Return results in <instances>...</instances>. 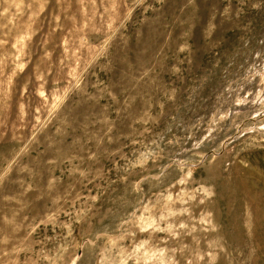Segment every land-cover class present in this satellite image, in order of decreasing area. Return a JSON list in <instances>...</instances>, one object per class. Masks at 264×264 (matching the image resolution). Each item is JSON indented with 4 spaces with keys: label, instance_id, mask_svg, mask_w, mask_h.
I'll use <instances>...</instances> for the list:
<instances>
[{
    "label": "rangeland",
    "instance_id": "obj_1",
    "mask_svg": "<svg viewBox=\"0 0 264 264\" xmlns=\"http://www.w3.org/2000/svg\"><path fill=\"white\" fill-rule=\"evenodd\" d=\"M16 2L18 20L9 23L0 17V242L7 241V247L0 243V264H62L68 251L83 257L85 243L77 241L78 249L68 248L64 238L69 228L59 226L69 223L66 213L71 205L66 201H76L73 216L93 205L97 216H103L105 231L86 235L85 242L97 248L98 242L107 241V251L97 248V259L104 264H264V117L256 114L264 107V88L259 86L264 65L249 64L240 78L251 80L255 89L239 81L232 84L239 95L233 94L231 109L224 99L228 85L220 87L201 76L217 59L231 55L243 39H250L253 48L264 47V8L253 10L245 4L238 17L240 0H148V12L132 13L129 49L118 47L114 54L111 82L119 104L108 108L109 101L101 99V108L92 114L94 124L89 123L87 107L81 108L76 129L53 137L50 122L71 88H49L46 96L45 73L54 78L51 66L63 60L64 74L78 83L82 58L85 66L96 63L119 34L116 21L121 10L110 0ZM229 6L232 15L225 17L222 13ZM109 7L115 15L107 11ZM213 24L216 30L209 41L205 33ZM101 25L108 35L94 43L90 35H98ZM185 32L190 54L176 47ZM169 34L170 59L157 66L152 79L135 87L121 80L125 53L133 62L147 59L144 50L154 53ZM183 60L181 84L168 68ZM198 76L199 87L187 89ZM174 87L181 89V100L167 99ZM29 90L38 93L37 99L45 97L43 107L25 103ZM201 90L208 92L200 99L202 108L189 111L187 101L195 104ZM249 107L255 111L234 126L231 111ZM188 119L198 122L188 140L196 156L177 158L176 170L183 173L175 190H154L150 200L124 202L113 196L99 206L89 180L102 170L84 162L89 148H114L106 143L109 138H133L152 125L157 135H163ZM158 143L156 136L145 141L149 146L138 153L136 163L149 162ZM194 168L207 182L189 186L183 177L193 176ZM166 171L151 173L148 182L162 184ZM110 225L116 230H109Z\"/></svg>",
    "mask_w": 264,
    "mask_h": 264
},
{
    "label": "clouds",
    "instance_id": "obj_2",
    "mask_svg": "<svg viewBox=\"0 0 264 264\" xmlns=\"http://www.w3.org/2000/svg\"><path fill=\"white\" fill-rule=\"evenodd\" d=\"M111 3H117V7L121 10V15L117 18V27L120 29L119 34L114 37L112 43H110L108 50L105 55L101 57L96 63L85 66L82 62L79 68L78 83L76 80H70L64 74V61L61 60L59 64L52 65V73H54V78L49 73H45L46 80L43 84L45 88V93L47 96V90L49 88L63 89L65 87H70L65 103L62 105L61 109L58 111L56 116L51 121V127L49 128V134L53 137L60 133L61 130H66L72 128L75 130L74 125L77 124V113L81 108L87 107L89 110V123H96L97 121L92 116L97 108H101L100 100L106 99L109 101L108 108H112L113 105H118L119 100L117 96L113 94V89L116 87L111 82L114 54L116 49L119 47L121 51L127 50L130 47L131 37L129 36V23L133 20L132 13L136 10H141L142 13H146L151 8L148 0H110ZM241 7L237 10L236 15L239 17L244 11V5L249 4L251 9L258 10L264 8V0H240ZM19 5L16 0H0V17L4 20L12 23L18 20L20 13L17 11ZM108 12H113V9L109 7ZM225 17L232 15L231 6L226 7L222 13ZM7 26V25H6ZM127 26V27H125ZM215 25L213 24L211 29L207 28L205 33L206 40L211 41L215 33ZM108 35V30L101 25L98 35H90V39L94 43H98L102 40L104 36ZM139 35V33H138ZM189 33L185 32L181 37V41L177 43L176 47L182 48L186 54L191 53V47L188 42ZM171 34L165 39L164 44H162L158 50L154 53H149L148 49H145L142 55L148 56L147 59L140 60L137 59L133 62L132 57L125 53L122 58V63L126 65V70L120 74L121 80L127 81L129 85L135 87L144 81L145 78L152 79L151 74L157 69V66L165 60L170 58L167 56V50L171 48ZM264 44V41H261ZM249 64L264 65V47L253 48L250 39H243L241 45L231 54L224 57L222 60L217 59L216 62L204 72L201 76L210 78V82L214 85H219L223 87L224 84L228 85L225 91L228 93L224 97L225 102L232 107V96L235 93L239 95L238 90L232 88L233 83H244L246 86L253 89L256 88L251 80L241 81L244 69ZM168 71L172 72L176 76V80H179L181 84L185 81V68L184 60L179 61L178 64H173ZM193 77L188 87L196 86L199 87L201 81L200 77ZM259 86L264 88V80L259 82ZM186 89V90H187ZM185 90V91H186ZM179 93V95H177ZM38 93L29 90L27 97H25V103L31 107L32 105H39L43 107V101L45 97L37 99ZM168 100H172L174 97L177 100L180 99L181 89L174 87L171 94H166ZM207 90H201L195 97L196 103L193 104L192 99L187 101V107L189 111L194 108L200 107V99L202 96H207ZM223 95V93H221ZM212 99L209 96L208 105L209 108L212 106ZM255 110L252 108L244 109L239 112L231 111L232 124L235 126L236 121L241 117L245 119L250 117V114ZM257 115L264 117V107H262ZM101 123L107 122L100 121ZM191 125L190 127L188 125ZM80 126V125H79ZM183 127V133L181 128ZM198 127V122H192L191 119L183 121L181 124L174 125L175 130L169 129L167 133L163 135H157L155 132L154 125L146 127L144 131L140 132L138 136L133 138L125 137L121 140L120 137L109 138L106 143L111 145H116V147H108L103 151L99 149L97 151H92L90 148L85 156V161L89 168L100 165L101 175L93 176L89 183L94 185L93 190L97 193V199L99 200V206L102 207L104 203L113 196H116L124 202L135 201L141 197L145 199H151L154 190L166 189L175 190L179 184L178 177L182 176L183 169L177 171L176 160L177 158L183 159H195L196 154L192 152V149L188 147V140L190 136H194L193 129ZM56 129V132H53ZM264 136V132L261 133ZM153 136H156L159 143L153 149L154 155L150 158V161L144 165H138L136 159L138 153L142 151L145 147L149 146L145 144V141L151 140ZM198 139V137H196ZM103 138H101L102 140ZM126 140L127 143H121V141ZM100 140H97V145L100 144ZM87 143V141H85ZM80 151H84V145H81ZM208 156H211V151L208 152ZM162 169H167L164 175L162 184H152L149 183L147 177L151 173L159 172ZM194 173L193 176H184L186 181H189V186H196L200 183L207 182L200 177L202 173L197 169H192ZM88 177L85 175L84 179ZM218 194V191H217ZM70 195V193H69ZM91 199V197H89ZM71 205L69 211L66 215L69 217L68 224L59 225L62 228H69L68 236L65 237V243L70 249H78L80 244L85 243V253L83 257H77L75 251H68L67 258L62 261V264H104L102 259H97L100 253L97 252V248L103 247L104 251H107V241L101 240L97 244V248H89L85 242V237L91 236L94 232L105 231L103 224V216H97L96 212L93 210L96 206H89L84 212H78L75 216L72 214V208H75L76 201H66ZM87 203V201H86ZM198 206V204H197ZM91 212L92 216H88L87 213ZM96 217V219H93ZM97 220L100 222L97 223ZM78 221H83V224H78ZM89 221L91 223L89 224ZM84 224H88L87 228ZM111 231H115V225H110ZM214 230V229H209ZM73 232L76 233L73 236ZM68 237H71L69 239ZM128 238H133L132 234H128ZM5 247H7V241H2ZM67 251V249L63 250ZM7 254V253H6ZM59 260V257H57ZM25 264H36L35 261L25 262ZM52 264H56L55 261ZM191 264V262H189Z\"/></svg>",
    "mask_w": 264,
    "mask_h": 264
}]
</instances>
